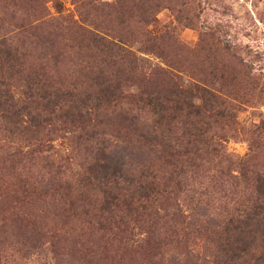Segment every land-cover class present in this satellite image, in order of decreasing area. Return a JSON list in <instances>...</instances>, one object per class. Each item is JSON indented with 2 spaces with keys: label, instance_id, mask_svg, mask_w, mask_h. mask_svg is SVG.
Listing matches in <instances>:
<instances>
[{
  "label": "rangeland",
  "instance_id": "1",
  "mask_svg": "<svg viewBox=\"0 0 264 264\" xmlns=\"http://www.w3.org/2000/svg\"><path fill=\"white\" fill-rule=\"evenodd\" d=\"M45 1L46 16L31 17L29 24L22 19L4 21L5 5L0 0V39L7 36L16 42L28 37L27 44H19L20 52L26 54L28 74L32 71L28 69L30 65L44 67L65 94L86 90L87 77L84 80L81 73L87 72L88 56L94 55L95 50L83 49L86 42L81 44L82 49L79 47L72 39L76 29H67L69 21L59 19L56 31L59 37L54 47L51 42L34 40L20 29L22 23L47 24L53 20L51 17L62 14L101 35L126 43L132 55L127 69L130 78L121 85L124 95L154 91L157 85L172 78L187 84L195 82L216 98L209 100V95L197 90L192 98L195 107L190 109L201 115L181 111L177 135H186L180 140L183 145L193 143L188 152L178 154L175 159H189L194 164L189 167L185 164L187 173L180 187L160 186L165 192L154 205L151 218L147 214L141 219L136 215L125 218V232L124 226L117 228L120 222L109 224L100 217L98 209L103 202L100 189L93 186L88 199L82 197L89 187L85 182L88 155L77 147L69 130L59 122V131L45 138L52 140L37 155L39 160L52 156V162L63 158V162H68L61 163L64 165L61 181L65 182L64 187L74 190L70 199L77 203L70 208L60 202L56 193L41 192L40 182L46 175L39 160L38 167L30 173L31 184L24 188L16 177H8L0 168V264H223L217 235L225 230L224 222L250 203L247 198L251 197V181L242 173L247 174L249 169L264 173V0ZM4 79L7 81L5 76ZM9 83L16 100L26 103L25 78L21 75ZM65 104L55 107L57 116L67 112ZM0 105V154L16 147L33 148L37 140L32 138L33 133L25 131L27 125L14 126L3 119L4 109L10 110V106L4 98L0 99ZM143 115L137 127L146 132L149 123L145 111ZM93 121L104 132L90 140L89 145L97 148L103 140L112 148L123 145L117 136L119 128ZM184 122L195 124L196 128L188 127L193 133L185 134ZM199 129L205 133L203 137L190 134L199 133ZM199 138L208 145L215 141L222 144L233 155L232 162L224 163L213 153L197 156L190 153ZM49 144L54 147L51 152ZM134 164L137 163L131 161L133 170L139 171V164ZM28 171L29 165L23 171L24 179L28 178ZM25 189L28 191L24 192ZM101 222L103 225L99 226ZM258 240L263 247L250 251L256 257L264 254V236L258 235Z\"/></svg>",
  "mask_w": 264,
  "mask_h": 264
},
{
  "label": "trees",
  "instance_id": "2",
  "mask_svg": "<svg viewBox=\"0 0 264 264\" xmlns=\"http://www.w3.org/2000/svg\"><path fill=\"white\" fill-rule=\"evenodd\" d=\"M2 2L5 5L4 9L2 8L4 21L11 18L13 20L22 19L28 20L30 24L31 17L43 14L42 19L46 16L44 14V10L47 9L45 0H2ZM92 10L83 13L92 12ZM51 19L53 20H48L47 24L41 23L34 26L22 23L20 29L22 33L30 34L34 40L51 42V46L54 47L55 41L59 37L56 34L59 28V19H64L65 22L69 21L68 23L72 26L70 25L67 29L70 31L76 29L72 39L77 42L79 47L81 48V44L86 42V47L84 44L82 45L83 49L92 48L95 50L94 55L88 56L91 61L88 59L87 72L81 73L84 80L87 77V81L85 80L86 90L80 89L76 92L77 94H65L62 88L56 86L57 83H54L53 76L44 67L35 68L30 65L28 69L32 71L28 74L27 68H25L26 54L20 52L19 49L20 43L23 46L25 43L27 44L28 37L18 38L16 42L10 37H1L0 99L4 98L10 106V110L4 109L1 117L7 119L14 126L26 124L25 131L33 133L32 138H36L37 141L32 145L33 148L19 149L16 147L12 151H4L0 154V168L8 177L12 179L16 177L20 181L21 188L31 184L29 182V179L32 178L30 173L36 169L35 166L38 167L39 163L37 154L48 147L46 142L48 143L52 139L46 140L45 138L59 131L57 124L60 122V125L65 126V130H69L70 138L75 139L77 147H82V150L88 155L85 182L89 187L82 193V197L87 200L93 186L100 189L103 193V202L98 209L100 217L109 224L120 222L117 228L121 229L124 226L125 230L122 231L125 232L127 231L125 218L136 215L138 219H141L144 214H147L149 219L153 216L152 209L165 192L160 187L161 185L165 188L174 184V187L178 188L183 183L187 173L185 164H188L189 167L194 162L191 163L189 159L178 160L175 157L188 152L189 146L193 142H188L186 145H183L182 141L180 142L186 135L184 133L177 135L176 123L178 119L180 121L179 114L181 111L187 110V115H201L199 111L190 109L195 107L194 99H192L195 91L205 92L210 96L209 100L212 101L216 95L195 82L188 81L187 84L171 78L169 82L157 85L158 87L154 91L126 96L121 90V85L123 80L130 78L127 77V69L129 56L132 55V52L126 48V43L109 35H101L96 30H90L78 24L74 19H66L62 14L57 18L51 17ZM93 24L95 26V23ZM4 35L6 34L2 36ZM92 49L89 51H93ZM105 55L107 58L104 57ZM21 75L25 78L27 86L26 103L23 104L16 100L9 88V81ZM81 84L82 82L79 83L80 86ZM127 98L130 99L128 102L125 100ZM202 99L204 100V96L200 97V100ZM64 102H66L64 106H66L67 112L57 116L55 107H59V104ZM144 111L147 117L146 123H149V129L146 132L137 127V124L144 119ZM94 119L100 125L106 123L111 127L119 128L117 136L121 138L123 145L120 144V146L112 148L106 146L104 140L97 148L89 145L90 140L104 132L98 129ZM184 124L185 134H189L191 131L189 126L196 128L193 122H184ZM124 131L125 134H122ZM128 131L133 134L139 131L140 133L131 136ZM192 133L190 134L195 138L205 135L202 133V129L199 133ZM137 136L138 140L134 141ZM177 142H180V145ZM196 142L198 145H193L190 153L194 152L196 156L203 152L208 155L213 153L217 159L222 158L224 163L232 162L230 158L233 155L227 152L222 144L215 141L208 145L203 138H199ZM52 149L54 147L49 144L48 151L51 152ZM140 155L146 157L143 158ZM139 156L142 157V160ZM39 161L43 162L41 168L45 170L46 178L50 176L47 180L43 178L45 181L40 182L42 185L39 183L42 188L41 192L48 194L52 191L60 197L61 203L68 204L70 208L73 207L77 203L70 199L74 190L69 189L70 186L64 187L62 184L65 182L61 181L64 179V172L61 170L64 167L61 164L64 158L60 162H52V156H47ZM131 161L137 163L134 165L139 164V171L133 170ZM63 163L68 162L65 160ZM28 165V178L24 179L23 171ZM60 170L62 174H60ZM53 172L54 176L51 175ZM189 173H193V171ZM242 175L248 176V180L251 181L249 187L251 197L247 198L250 203L249 206L237 210L234 217L230 218L227 223L224 222L225 230L218 235L216 232V244L219 253H221L219 256L222 257L223 264H251V260H255V264L264 262V254L261 253L256 257L250 252L257 246L263 247L258 244V235L264 236V173L249 169L247 174L242 173ZM27 191L24 190V192ZM63 192L67 193L63 195ZM83 213L91 215L88 210H83ZM100 225L103 223L101 222ZM249 257L251 258L248 259Z\"/></svg>",
  "mask_w": 264,
  "mask_h": 264
}]
</instances>
